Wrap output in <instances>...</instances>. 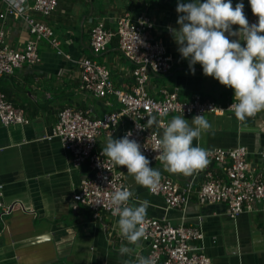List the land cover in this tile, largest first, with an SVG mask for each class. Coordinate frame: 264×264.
Masks as SVG:
<instances>
[{
  "label": "crops",
  "instance_id": "1",
  "mask_svg": "<svg viewBox=\"0 0 264 264\" xmlns=\"http://www.w3.org/2000/svg\"><path fill=\"white\" fill-rule=\"evenodd\" d=\"M26 2L32 5V0ZM57 2L55 12L47 18L34 12L29 14L51 29L62 54L40 40L36 43L39 61L35 65H24L11 76L0 79V92L29 121L26 125H0L2 202L6 206L16 203L13 212L6 217L5 226L0 224V264H125V261H135L137 255L146 257V244L139 241V246L128 245L119 233L118 217L102 213L101 219H93L88 209L73 202L79 182L89 175L87 168L73 169L71 156L63 151L60 142L44 139L51 134L57 114L63 108L88 111L93 118L120 109L113 96L97 99L80 92L78 68L66 61L64 55L70 56L72 61L88 58L105 66L114 87L128 91L132 84L131 65L122 56L117 38L103 53L94 55L89 47L90 30L97 21L103 20L105 27L114 31L116 19L125 12L132 18L144 14L155 24V39L163 43L173 57L170 73L150 77L149 95L159 98L160 91L165 89L177 91L180 99L187 100L198 94L225 105L233 100L234 92L215 79L205 77L199 64L194 66L195 74H191L189 62L181 58L171 33V29L179 30L177 11L159 9L156 4L145 8L139 0H96L103 12L91 17L93 6L86 5L85 0ZM3 10L4 4L0 2V13ZM3 29L5 43L15 50L22 51L28 42L36 40L21 19L6 18ZM232 30L238 28L234 25ZM173 117L175 115L168 116L166 121ZM205 117L212 128L194 144L198 143L205 150L243 145L248 149L250 165L255 168L262 165L259 152L264 148V111L245 121H239L234 114ZM120 132L118 130L112 138L120 139ZM107 141L102 137L98 147L103 149ZM150 167L159 169L161 176H169L181 187L192 179V175L169 173L163 163H150ZM205 167L221 174L216 164L208 163ZM125 179L134 193L130 203L150 202L146 217L165 218L173 226L184 223L198 228L203 239L191 245L201 246L212 264H264V211L261 209L230 219L223 204H200L195 195L185 210L167 209L163 198L138 185L127 168ZM201 181V177L194 181L195 189ZM122 245L133 247L134 253L121 255Z\"/></svg>",
  "mask_w": 264,
  "mask_h": 264
},
{
  "label": "built area",
  "instance_id": "2",
  "mask_svg": "<svg viewBox=\"0 0 264 264\" xmlns=\"http://www.w3.org/2000/svg\"><path fill=\"white\" fill-rule=\"evenodd\" d=\"M5 9L0 19L6 16L21 18L29 26V32L36 40H44L49 46L58 50V42L53 38L51 29L45 24L32 20L27 14L23 0H0ZM57 0H33L32 10L48 17L55 10ZM249 24L257 23L252 12L248 16ZM115 30H108L103 20L97 21L90 30V50L94 55L103 53L114 37L122 56L131 65L132 84L128 91L116 89L110 78V71L103 65L81 58L72 61L78 68V90L97 99L113 96L120 109L93 118L88 111L63 108L57 114L51 134L44 139H57L63 151L70 154L73 169L85 166L89 173L80 182L72 196L73 202L87 207L93 219H101L102 213L113 218L110 205L111 194L118 188L130 187L125 179L126 167L114 166L98 147L103 137L112 138L118 130L120 138L131 131L130 139L141 145L142 154L152 163H162L155 159L153 151L154 134L162 132V127H148L147 120L156 117L161 125L171 115L193 118L195 115L224 116L234 114L229 109L233 100L221 105L204 99L196 94L190 99H180L177 91L162 89L159 98L147 92L151 76H163L173 69V57L167 52L163 43L155 39V24L144 14L132 18L125 12L115 21ZM5 33L0 26V79L11 76L15 70L24 65H35L39 61L36 43L30 41L22 51L15 50L4 41ZM58 54H62L59 50ZM257 114V113H256ZM256 114L254 116H256ZM235 115V114H234ZM252 116V117H254ZM28 119L21 110L15 108L6 96L0 92V125H26ZM143 127V128H138ZM208 163L216 164L221 174L209 167L196 170L191 181L181 187L169 176H161L155 191L147 189L150 194L160 195L167 209L185 210L193 195L200 204L219 203L225 206V213L230 219H236L243 213H253L258 209L264 211V148L259 152L262 165L255 168L248 162V149L239 145L234 148L207 149ZM202 178L195 189L194 181ZM131 191V190H130ZM3 186L0 185V224L4 227L16 205L6 206L2 202ZM145 236L140 240L146 244L147 257L154 264H212L201 246L191 243L201 241V234L196 227L181 223L173 226L167 219L146 217Z\"/></svg>",
  "mask_w": 264,
  "mask_h": 264
},
{
  "label": "clouds",
  "instance_id": "3",
  "mask_svg": "<svg viewBox=\"0 0 264 264\" xmlns=\"http://www.w3.org/2000/svg\"><path fill=\"white\" fill-rule=\"evenodd\" d=\"M23 1L30 18V12L42 16L32 10L33 0L31 6ZM248 3L252 14L257 17V23L251 25L244 13L243 0L235 7L232 0L180 2L176 9L180 14L177 20L179 30L171 29L181 58L189 62L191 74H195L194 66L199 64L205 77H211L233 90L234 102L229 109L239 121L264 111V0H248ZM6 18L21 19L12 16L0 19L2 29ZM234 25L238 26L237 31L232 30ZM147 126L162 127V134L160 131L154 134L153 151L158 153L155 159L160 160L169 173L189 176L208 164L207 151L198 143L194 144L212 128L203 113L195 115L191 122L178 115L163 125L153 116L148 118ZM131 136L129 131L123 138H109L101 154L114 166L126 167L138 185L155 191L161 181V172L150 167L151 162L142 154L141 145L130 139ZM133 196L127 187L118 188L111 194L110 205L112 215L118 217L120 235L128 245L139 246V241L145 236L144 223L150 202L130 203ZM119 252L132 255L134 248L122 245ZM125 264L154 262L151 257L137 255L135 261H125Z\"/></svg>",
  "mask_w": 264,
  "mask_h": 264
},
{
  "label": "trees",
  "instance_id": "4",
  "mask_svg": "<svg viewBox=\"0 0 264 264\" xmlns=\"http://www.w3.org/2000/svg\"><path fill=\"white\" fill-rule=\"evenodd\" d=\"M89 1L90 2H87V0H85L86 5L92 4V6H93V14H92L91 17H94L96 14L98 15L99 13L103 12L102 8L99 7L96 4V0H89ZM135 1H137V0H135ZM139 1L141 3L140 4L141 6H143V4H145V8H147V6H150L151 4H156L159 9H166V10L173 11V12L176 11L178 3H180V2H183V3L190 2V0H139ZM238 2H240V0H232L233 7H235V5ZM243 4H244V13H245L246 17L248 18L249 14L252 12L251 11V7H250V5L248 3V0H243ZM140 5H138L139 8H140ZM235 27L238 28V26H235ZM85 208L88 209L87 207H85ZM90 213H91V211H90Z\"/></svg>",
  "mask_w": 264,
  "mask_h": 264
},
{
  "label": "water",
  "instance_id": "5",
  "mask_svg": "<svg viewBox=\"0 0 264 264\" xmlns=\"http://www.w3.org/2000/svg\"><path fill=\"white\" fill-rule=\"evenodd\" d=\"M90 9H91V11H92V6H90Z\"/></svg>",
  "mask_w": 264,
  "mask_h": 264
}]
</instances>
